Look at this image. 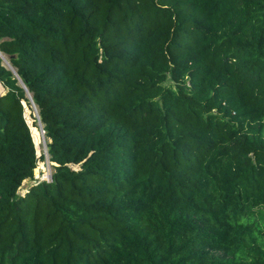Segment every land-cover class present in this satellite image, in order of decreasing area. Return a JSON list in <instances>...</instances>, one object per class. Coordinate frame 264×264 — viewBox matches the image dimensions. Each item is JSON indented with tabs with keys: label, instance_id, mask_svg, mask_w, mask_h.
Wrapping results in <instances>:
<instances>
[{
	"label": "trees",
	"instance_id": "16d2710c",
	"mask_svg": "<svg viewBox=\"0 0 264 264\" xmlns=\"http://www.w3.org/2000/svg\"><path fill=\"white\" fill-rule=\"evenodd\" d=\"M0 52V264H264V0H0Z\"/></svg>",
	"mask_w": 264,
	"mask_h": 264
},
{
	"label": "rangeland",
	"instance_id": "374dc122",
	"mask_svg": "<svg viewBox=\"0 0 264 264\" xmlns=\"http://www.w3.org/2000/svg\"><path fill=\"white\" fill-rule=\"evenodd\" d=\"M0 56L3 58L4 64L12 70L13 67L11 66L8 59L5 56H3L2 53L0 54ZM5 91H6L5 86L2 83H0V95L5 93ZM24 104L26 109L25 117L31 128L33 137L35 136L34 141L37 148V154L40 157V160L35 170V175L33 179H27L23 182L19 190V194H23L24 192H26L32 186V184L36 183V181L39 182L45 179L46 180L51 179L52 174L54 172L53 164L50 161V155L48 152L49 140L47 139L43 125L38 118V114H37L38 108L35 104H33V102L31 103V105H28L26 102H24ZM72 166L75 168L79 167L78 165H72Z\"/></svg>",
	"mask_w": 264,
	"mask_h": 264
},
{
	"label": "water",
	"instance_id": "95a60500",
	"mask_svg": "<svg viewBox=\"0 0 264 264\" xmlns=\"http://www.w3.org/2000/svg\"><path fill=\"white\" fill-rule=\"evenodd\" d=\"M0 54H1V52H0ZM12 71L14 72L15 75H17V71L14 68H12ZM26 90H28V89L26 88ZM28 95H29L30 100L33 102L32 95L30 93H28ZM33 104H34V102H33ZM37 114H38V117H39L38 111H37Z\"/></svg>",
	"mask_w": 264,
	"mask_h": 264
},
{
	"label": "built area",
	"instance_id": "2783aa9c",
	"mask_svg": "<svg viewBox=\"0 0 264 264\" xmlns=\"http://www.w3.org/2000/svg\"><path fill=\"white\" fill-rule=\"evenodd\" d=\"M36 179H38V178H36ZM36 182H38V181H36ZM39 182H41V181H39Z\"/></svg>",
	"mask_w": 264,
	"mask_h": 264
}]
</instances>
